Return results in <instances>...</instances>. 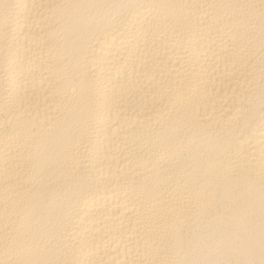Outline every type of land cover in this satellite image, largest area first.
I'll return each mask as SVG.
<instances>
[{
	"label": "bare ground",
	"instance_id": "obj_1",
	"mask_svg": "<svg viewBox=\"0 0 264 264\" xmlns=\"http://www.w3.org/2000/svg\"><path fill=\"white\" fill-rule=\"evenodd\" d=\"M0 264H264V0H0Z\"/></svg>",
	"mask_w": 264,
	"mask_h": 264
}]
</instances>
